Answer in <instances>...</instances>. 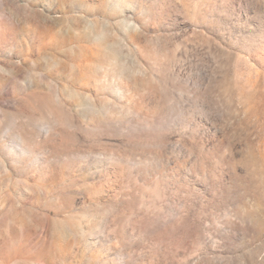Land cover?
Listing matches in <instances>:
<instances>
[{"label": "rangeland", "instance_id": "rangeland-1", "mask_svg": "<svg viewBox=\"0 0 264 264\" xmlns=\"http://www.w3.org/2000/svg\"><path fill=\"white\" fill-rule=\"evenodd\" d=\"M0 264H264V0H0Z\"/></svg>", "mask_w": 264, "mask_h": 264}, {"label": "bare ground", "instance_id": "bare-ground-1", "mask_svg": "<svg viewBox=\"0 0 264 264\" xmlns=\"http://www.w3.org/2000/svg\"><path fill=\"white\" fill-rule=\"evenodd\" d=\"M225 5H226V4H225ZM225 5H224V6H225ZM222 6H223V5H222ZM226 6H227V5H226ZM220 7H221V6H220ZM228 7H229V6H228ZM148 116H149V115H148ZM148 118H149V117H148ZM149 119H150V118H149ZM149 119L144 118V120H146V121H149ZM144 120H143V121H144Z\"/></svg>", "mask_w": 264, "mask_h": 264}]
</instances>
